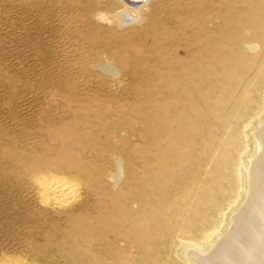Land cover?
<instances>
[{"label":"rangeland","instance_id":"374dc122","mask_svg":"<svg viewBox=\"0 0 264 264\" xmlns=\"http://www.w3.org/2000/svg\"><path fill=\"white\" fill-rule=\"evenodd\" d=\"M144 9L0 0V264H194L244 205L264 0Z\"/></svg>","mask_w":264,"mask_h":264},{"label":"bare ground","instance_id":"6f19581e","mask_svg":"<svg viewBox=\"0 0 264 264\" xmlns=\"http://www.w3.org/2000/svg\"><path fill=\"white\" fill-rule=\"evenodd\" d=\"M121 1L124 12L126 10L127 12L118 14L113 21L122 28L139 24L141 22L140 10L144 9L151 0H126L127 3L124 0ZM203 44V42L196 44L197 47L195 49L202 47ZM197 58L202 65H207L208 60L210 61L204 53H201ZM212 63L214 66L217 62L212 60ZM100 68L107 71L110 70L113 73L111 68ZM221 70L219 65L213 67V71ZM189 74L190 72L187 75ZM199 80L202 79L199 78ZM253 137L259 151L254 159L252 158L251 166L247 170V199L235 216L228 222V228L225 233L223 235L220 233V237L219 233H217L218 239L209 244L210 248L206 251V253H210L209 255H201L198 251L196 252L200 254L195 251L189 254V259L194 264H264V125L260 127L259 132ZM212 237L214 238L215 236L205 235L203 239L198 241L199 248L196 249H206L207 241Z\"/></svg>","mask_w":264,"mask_h":264},{"label":"water","instance_id":"95a60500","mask_svg":"<svg viewBox=\"0 0 264 264\" xmlns=\"http://www.w3.org/2000/svg\"><path fill=\"white\" fill-rule=\"evenodd\" d=\"M129 1H134V0H129Z\"/></svg>","mask_w":264,"mask_h":264}]
</instances>
